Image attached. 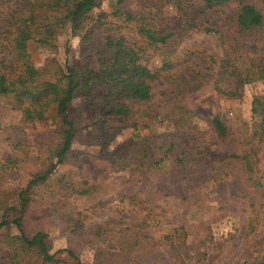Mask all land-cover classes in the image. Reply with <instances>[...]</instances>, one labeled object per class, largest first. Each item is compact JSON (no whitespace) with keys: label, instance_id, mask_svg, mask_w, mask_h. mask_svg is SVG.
<instances>
[{"label":"trees","instance_id":"16d2710c","mask_svg":"<svg viewBox=\"0 0 264 264\" xmlns=\"http://www.w3.org/2000/svg\"><path fill=\"white\" fill-rule=\"evenodd\" d=\"M103 1L0 0V103L20 110L24 121L48 122L50 127L36 131L35 140L43 144L44 151L36 157L39 165L23 186H8L18 177L19 160L0 158V260H6L5 264H60V253L73 260L64 264H84L73 248L52 252L48 232L36 224V219L45 220L48 215L53 190L46 189V184L66 162L87 119L82 106L74 105L76 97L94 94L83 136L89 144L98 145L99 156L109 159L114 168L156 166L162 174L180 180L188 176L187 163L196 153L180 143L181 131L196 127L191 124L194 113L184 103L186 86L213 78L219 98L230 100L241 97L248 83L264 85V9L241 0H202L208 7L238 2L235 15L229 18L230 28L221 32L216 28L218 21L205 25L196 20L190 12L193 0H137L143 8L139 14L124 11V0H116L111 13L104 11L94 19L91 13ZM109 15L115 18L108 21ZM92 21L102 34L98 44L96 36L90 38L91 45L83 47L76 62L61 63L49 56L38 65L32 59V43L55 51L57 35L64 30L85 41L95 32L89 29ZM124 25L136 36H125ZM220 32L222 55L201 50L208 64L200 68L201 57L188 38L194 33ZM155 54L163 60L152 69L149 60ZM159 77L168 83L163 93L172 104L165 119L178 117L174 131L159 129L161 115L148 107L154 98L152 82ZM249 113L250 120L237 130L230 129L221 113L214 115L212 125L219 141L231 139L237 145L229 158L243 167L249 187L260 189L264 187L258 166V145L264 142V90L253 95ZM124 126L132 129L123 140H117ZM220 173L230 180L229 169ZM93 187L84 179L75 191L86 194ZM151 198L145 196L144 200L151 203ZM247 202L255 213L254 198ZM147 209L141 220L119 218L113 227H90L89 232L104 235L108 241L94 252L92 264H150L159 255L158 242L168 243L180 255L185 253L186 226L169 220L164 210L156 211L151 205ZM64 215L69 226L73 223L83 231L85 220L79 213ZM154 225L167 229L157 235ZM250 225L255 227V223ZM88 231H84L85 237ZM258 264H264V254Z\"/></svg>","mask_w":264,"mask_h":264},{"label":"rangeland","instance_id":"374dc122","mask_svg":"<svg viewBox=\"0 0 264 264\" xmlns=\"http://www.w3.org/2000/svg\"><path fill=\"white\" fill-rule=\"evenodd\" d=\"M112 1L116 3V0H104L91 13L92 17L97 19L104 11L111 13ZM241 1L264 9V0ZM121 7L134 14L143 10L137 0H124ZM237 9V1L208 7L202 0H193L190 12L198 22L205 25L218 21L216 28L222 32L230 28L229 18L235 15ZM114 18L112 15L107 17L108 21ZM93 23L89 24V29L95 32L89 34L85 41L79 35H71L69 30L60 32L55 51L32 43V59L38 65L43 64L49 56L58 58L61 63L76 62L80 59L83 47L91 45L90 38L96 36L94 42L98 44L102 30ZM221 32L215 35L194 33L188 38L189 45L197 49L201 57L198 60L200 68L208 64L201 50L214 52L218 57L222 55L224 39ZM122 33L128 37L136 36L131 27L126 25ZM162 60L160 54H155L149 60V65L157 69ZM152 87L154 98L148 107L152 113L161 115L159 129L174 131L178 117L171 121L165 119L172 109L169 97L163 93L168 83L159 77L152 82ZM263 90L261 82L248 83L241 97L224 100L219 98L213 78L205 84L186 86L184 103L193 111L191 124L196 127H192L189 132L183 129L180 143L183 146L188 144L196 153L187 163L188 176L180 180L162 174L156 166L138 170L114 168L109 159L99 156L98 145L89 144L88 138L83 136L88 130L85 124L90 119L88 114L92 109L94 94L76 97L73 103L82 106L87 119L82 123L81 134L68 153L66 162L57 168L46 184V189L53 190L49 195L51 199L47 217L45 220L36 219V224H42L48 232L51 251L70 247L80 255L84 264H92L94 252L108 241L104 235H96L88 229L99 224L113 227L119 218L141 220L151 205L156 211L164 210L169 220L185 225L188 238L185 253L181 255L174 252L168 243L158 242L159 255L150 264H258L264 254V187H249L243 167L229 158L237 145L231 139L218 140L212 119L215 114L221 113L230 129L237 130L242 122L250 120L253 95ZM46 128H50L48 122L32 124L24 121L20 110L6 102L0 103V158L13 157L19 160L18 177L9 181V187L23 186L30 172L39 165L40 161L36 163V157L42 155L44 147L35 140L36 131ZM130 129V126H124L117 140H123ZM258 147V166L264 175V142ZM225 167L230 170V180L222 175L223 172L220 173ZM84 179L94 187L86 194L77 193L75 190ZM63 185H67V188L63 189ZM145 196L152 197L151 203L145 202ZM249 197L254 198L255 213L247 202ZM64 213L73 216L79 213L85 220L83 231L76 229L73 223L69 226ZM250 222L255 223L253 229ZM152 228L157 229L158 235L166 231L167 226L160 228L154 225ZM85 230L89 232L88 237L84 235ZM58 257L60 264L73 262L65 253H60ZM5 262L0 260V264Z\"/></svg>","mask_w":264,"mask_h":264}]
</instances>
